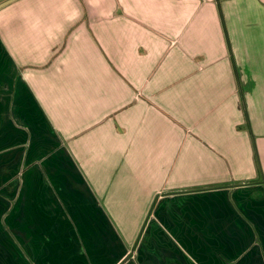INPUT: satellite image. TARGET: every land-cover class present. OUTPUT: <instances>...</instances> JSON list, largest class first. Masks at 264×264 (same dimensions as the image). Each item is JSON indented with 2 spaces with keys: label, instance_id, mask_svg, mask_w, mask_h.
I'll list each match as a JSON object with an SVG mask.
<instances>
[{
  "label": "crops",
  "instance_id": "0c3cea01",
  "mask_svg": "<svg viewBox=\"0 0 264 264\" xmlns=\"http://www.w3.org/2000/svg\"><path fill=\"white\" fill-rule=\"evenodd\" d=\"M0 264H264V0H0Z\"/></svg>",
  "mask_w": 264,
  "mask_h": 264
}]
</instances>
